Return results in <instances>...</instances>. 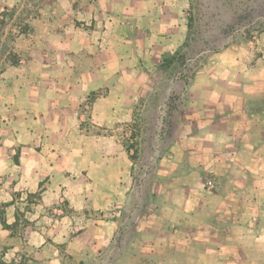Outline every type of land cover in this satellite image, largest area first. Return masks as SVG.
Returning <instances> with one entry per match:
<instances>
[{"label": "crops", "instance_id": "1", "mask_svg": "<svg viewBox=\"0 0 264 264\" xmlns=\"http://www.w3.org/2000/svg\"><path fill=\"white\" fill-rule=\"evenodd\" d=\"M177 2L0 0V54L5 66L0 72V210L4 211L0 214V263L4 260L1 251L13 238L3 221L13 226L25 209L27 224L32 226L27 228L28 252H9L13 263L99 264L106 256L112 258L108 264L129 261V252H82L81 237L72 232L83 220L60 212L56 216L52 211L62 197L70 210L103 211L112 204L126 207L132 163L120 137L138 113L153 111L150 98L155 78L147 65L156 64L167 47L177 45L178 22L167 27V19L177 15ZM163 33H170V40L154 38ZM146 47L150 64L142 56ZM256 66L264 68V58ZM240 70L234 78L238 90L227 95L236 99L235 113L243 112L245 106L252 117L245 125L237 121L234 136H228L230 142L225 144L233 139L236 162L247 157L256 162L259 155L254 146L264 145L256 129L264 126V92L251 86L244 93L242 81L253 77L249 80L257 82V75L242 78ZM243 97L248 99L245 104ZM247 128L250 132L244 133ZM174 138L172 142L177 143ZM143 139L142 131L140 145L145 143ZM244 145L250 149L247 156ZM171 159L178 170L179 158L172 155ZM165 161V157L160 160L152 181L164 176L161 166ZM233 171L235 187L221 186L220 194L232 192L236 223L242 205V184L237 178L243 170L236 167ZM154 183L158 182L150 184L152 188L157 186ZM250 188V192L264 193L262 187ZM149 192L157 193L155 189ZM191 199L186 200L188 208H174L173 202L170 208L157 207L156 216L161 210H171V221L183 219L179 224L188 225L194 218ZM256 203L264 204V194ZM118 223L119 219L110 222L112 233ZM155 223L160 228L168 224L163 218L158 222L157 217ZM238 224L234 246L241 229ZM100 227L95 228L96 235ZM62 246L72 252H61Z\"/></svg>", "mask_w": 264, "mask_h": 264}, {"label": "rangeland", "instance_id": "2", "mask_svg": "<svg viewBox=\"0 0 264 264\" xmlns=\"http://www.w3.org/2000/svg\"><path fill=\"white\" fill-rule=\"evenodd\" d=\"M176 21L177 45L167 47L156 64L147 65L148 73L155 78L150 98L153 111L138 113V120L135 118L127 132L121 133L120 141L132 163V187L125 198L126 207L112 204L103 211L70 210L62 197L52 214H71L83 220L72 232L81 237L78 245L82 252H129V261L124 264H264V204L256 203L264 193L250 192L253 186L264 189V145L254 146L258 161L251 162L247 157L236 162L233 139L225 144L226 140L230 142L228 136H234L236 122L245 125L252 117L244 111L245 106L243 112L235 113L236 99L227 95L239 88L235 72L242 68V78L257 75V82L249 80L253 77H244V93L251 86L264 92V68L256 66L264 58V0H178L177 15L167 19L168 29ZM154 38L170 40V33L155 34ZM147 48L142 56L150 64ZM1 56L0 72L5 68ZM247 101L243 97V104ZM256 129L264 139V126ZM142 131L145 143L140 145ZM173 135L177 143L172 142ZM244 146L247 156L250 149ZM172 155L179 158L178 170ZM164 157V176L152 181ZM236 167L243 170L237 178L242 184V209L240 220L234 223L233 194L221 195L220 190L221 186L235 187ZM176 171L180 172L173 176ZM153 182L158 183L152 188ZM154 189L157 193L149 192ZM191 198L195 202L194 218L188 225L179 224L183 219L171 221V210L164 209L166 214L161 210L156 216L157 207L170 208L173 202L174 208H188L186 200ZM25 212L19 213L17 223L5 227L13 238L1 251L4 264L13 262L9 252H28L27 228L32 226H28ZM0 214L3 216L4 211ZM156 217L158 222L161 218L167 220L165 228L156 225ZM118 219L112 233L109 224ZM228 221L230 225H226ZM238 223L241 229L234 246V234L239 231L234 227ZM90 224L91 230L87 231ZM98 225L101 227L96 235ZM221 249L226 251L217 252ZM61 252L72 251L62 246ZM110 260L109 256L100 258L99 264Z\"/></svg>", "mask_w": 264, "mask_h": 264}, {"label": "trees", "instance_id": "3", "mask_svg": "<svg viewBox=\"0 0 264 264\" xmlns=\"http://www.w3.org/2000/svg\"><path fill=\"white\" fill-rule=\"evenodd\" d=\"M3 225H4V227H8V225L5 223V221H3ZM2 264H4V263H2ZM10 264H15V263H10Z\"/></svg>", "mask_w": 264, "mask_h": 264}]
</instances>
